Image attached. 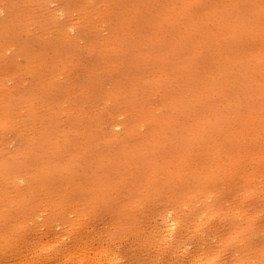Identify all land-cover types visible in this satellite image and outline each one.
Segmentation results:
<instances>
[{
    "label": "rangeland",
    "instance_id": "1",
    "mask_svg": "<svg viewBox=\"0 0 264 264\" xmlns=\"http://www.w3.org/2000/svg\"><path fill=\"white\" fill-rule=\"evenodd\" d=\"M0 94V264H264V0H0Z\"/></svg>",
    "mask_w": 264,
    "mask_h": 264
},
{
    "label": "bare ground",
    "instance_id": "2",
    "mask_svg": "<svg viewBox=\"0 0 264 264\" xmlns=\"http://www.w3.org/2000/svg\"><path fill=\"white\" fill-rule=\"evenodd\" d=\"M223 52V51H222ZM201 53V52H200ZM7 68V67H6ZM48 69V68H47ZM54 70V69H53ZM8 73V72H7ZM1 95V94H0ZM2 97V96H1ZM80 102V101H79ZM133 105V104H132ZM35 111V110H34ZM16 113V112H15ZM14 115V114H13ZM229 116V115H228ZM232 116V115H231ZM81 126H82V124H81ZM7 128V127H6ZM58 130V129H57ZM89 133V132H88ZM37 137V136H36ZM65 139V138H64ZM232 156V155H231ZM216 157V156H215ZM233 158V157H232ZM236 158V157H235ZM251 160V159H250ZM230 162H232V161H230ZM234 163V162H233ZM264 165V164H263ZM237 166V165H236ZM259 166V165H258ZM252 167V166H251ZM234 168H235V166H234ZM247 168V167H246ZM245 168V169H246ZM204 169V168H203ZM219 169V168H218ZM227 169V168H226ZM242 169V168H241ZM262 169V168H261ZM230 170H231V168H230ZM264 170V169H263ZM203 171V170H202ZM257 172V171H256ZM260 172H262V171H260ZM201 175V174H200ZM242 177V176H241ZM235 183V182H234ZM230 190V189H229ZM211 194V193H210ZM10 199V198H9ZM67 200V199H66ZM203 211V210H202ZM224 211V210H223ZM203 214H204V212H203ZM201 215V214H200ZM200 217V216H199ZM202 217V216H201ZM179 225V224H178ZM180 226V225H179ZM170 227V226H169ZM217 229V228H216ZM221 234V233H220ZM237 234H238V232H237ZM236 234V235H237ZM223 235V234H222ZM220 238V237H219ZM234 240V239H233ZM243 240V239H242ZM231 241V240H230ZM230 241H229V243H230ZM235 241V240H234ZM221 242V241H220ZM240 242V241H239ZM263 254V253H262ZM235 255V254H234ZM237 256V255H236ZM240 256V255H239ZM263 256H264V254H263Z\"/></svg>",
    "mask_w": 264,
    "mask_h": 264
}]
</instances>
